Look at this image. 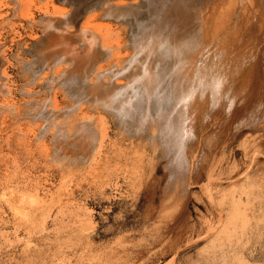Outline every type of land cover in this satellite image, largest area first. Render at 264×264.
<instances>
[{
  "label": "rangeland",
  "instance_id": "374dc122",
  "mask_svg": "<svg viewBox=\"0 0 264 264\" xmlns=\"http://www.w3.org/2000/svg\"><path fill=\"white\" fill-rule=\"evenodd\" d=\"M16 2L19 4H17L19 10L33 13L35 23L28 22L25 16L13 15L9 8L15 7ZM25 2L28 4L26 5ZM43 2L45 3L46 0H4L5 5L2 4L0 8L1 13H6V20L8 17L10 18L8 21L1 22L3 17L0 16L2 26L0 27V264H26L28 257L32 260V264H264V61L260 58L263 55L264 41L260 42L262 38H259L261 37L260 31H258L259 26L257 20H254L257 19V17L255 18L257 9H255V5L253 6V1L231 0L229 3V0H153L155 3L153 4L151 1L149 5L148 0H69L66 2L54 0L49 4L50 10L53 9L52 6H62L71 22L65 25L62 23L60 15L53 16L56 28L48 32H42L44 24H41V18L44 14L39 7L44 4ZM109 2L110 6H114L112 9L116 10L114 12L111 10L112 15L105 14ZM102 4L105 7H100ZM26 6L27 9L29 8L28 10H25ZM158 7L160 12L156 11L159 9ZM93 8V22L97 23L105 33L107 39L105 46H112L113 56L106 59L105 51H102L103 46L99 44L98 49L92 54L87 55L79 52L74 55L72 60H68L67 68L52 61L55 59L53 52L47 56L50 60L45 61L43 49L46 47V51H51V49L54 51V47L58 49L59 42L60 44L61 42L70 43L72 48L79 45L80 48H83L82 41H79L81 38L76 35L78 33L76 31L80 29L81 24ZM155 12L160 13H157L160 18ZM155 18H159L160 21ZM246 19L247 21L250 19L249 23ZM220 21L222 22L220 23ZM201 22L207 26L202 28L205 29L202 30L203 33L210 31L207 34L213 38L204 34L205 40L210 41V48L206 49L207 52L205 50L203 55L205 59L207 58L206 62L198 61L201 64L200 67L203 66L202 72L199 70L198 75L192 73L195 80L193 83L199 85L198 77L202 78L209 67L210 70L206 72L208 76H206V87L203 88L204 94H202L201 86L200 92H197L199 95H203L201 97L203 103L199 106L203 110L196 112L195 116L188 112L190 115L188 114L189 116L185 120L184 127L186 125L187 131L193 129L191 132L188 131L190 138L184 136L187 141L183 138L185 140L183 147L185 148L180 151L174 149L170 152L167 149L166 152L169 153H163L161 144L158 145L152 138H148L150 132H148L149 135L146 133L144 136L141 131L137 133L138 135L136 133L130 135L125 131L128 129L126 124H119L110 113L104 111V114L103 111L99 110V112L98 108L90 105L95 98L92 95L94 92L87 91L82 77L93 71L95 67L101 66V71H104L115 68L117 64L118 66L119 64L124 65V57H129L134 53L133 41H139L144 36L143 31L147 38V35L151 36L159 32L158 29L168 30L164 26L169 24L170 28H173L174 25L175 30L183 29L181 31L183 37L186 35L185 37L189 38L196 31L198 34L202 33ZM152 24L154 26L157 24L156 29ZM144 27L151 31L149 32ZM215 29H218L219 35ZM232 31L234 33L236 31V33L234 34ZM188 32L189 34H187ZM216 34L218 36L214 37L213 35L216 36ZM136 35H139L140 38L137 39ZM168 35H161V41L156 46L157 51L160 49L159 52H166V48L169 46L166 42ZM232 36L238 37L235 38L236 42H240L236 43L237 46ZM223 41L227 44L225 45ZM51 46L53 48H50ZM63 47L65 46L63 45ZM253 47L257 50L254 51ZM157 51L154 53L157 54ZM206 53L210 55L207 56ZM147 54L148 52L142 51L137 53L136 57L141 61L147 59L148 65L152 64L150 66H155L160 62V58L152 53ZM51 58L53 59L51 60ZM49 63L52 65L49 66ZM206 63L210 64L205 66ZM133 65L136 69L139 66L135 61L132 62L131 66ZM57 66H62V70L56 72ZM80 67H84V70ZM58 73L59 75L61 73V76ZM127 78H119L118 82L125 83L128 81ZM54 90L56 91L54 92ZM54 95L55 97H53ZM85 96L86 98H84ZM81 97L83 98L80 100ZM47 98L48 100H46ZM4 101L12 107L11 111L1 108ZM74 101H77L75 108ZM240 103L241 108L237 109ZM179 105L180 102L177 104L176 110ZM68 107L69 109H67ZM13 110L14 113H12ZM68 115L71 117L69 118ZM189 117L193 119L189 120ZM80 123L83 125L87 123L89 128H82ZM101 125L106 130L105 135L100 132ZM121 125L126 127L120 129ZM55 130H59L57 132L59 136L62 135L61 138L58 137L59 140ZM83 131H93V136H95L93 145L104 136L103 146L99 151L101 155L97 158L96 163L89 164L88 160L95 145L93 146L91 143L87 150L86 147L85 149L82 147L86 134ZM76 132L79 135L74 134ZM38 137L41 138V141ZM77 138L83 139V142ZM79 141L82 142V145ZM258 144L259 152L254 156L256 158L254 160L252 149L254 145ZM43 145L44 147H42ZM53 146L58 150L53 149ZM66 146L67 148H65ZM79 146L83 151H87L85 155L88 156L89 153V156H86L88 163L86 165L85 162L83 164L67 163L66 161L72 156L76 157L75 153L78 156L81 155ZM246 147L250 150L249 157L245 156ZM187 149H190L191 153L186 155V160L181 163ZM70 150L75 151L70 154ZM117 152L118 154H116ZM68 155L69 157H66ZM165 155L168 156L164 158ZM176 157H178V162L175 161ZM66 163L69 164L71 173L64 171ZM78 165H80V170L77 168ZM206 165H208L207 169ZM182 166L184 167L182 168ZM111 168L113 169L111 170ZM112 171L114 172L112 173ZM11 184L12 186H10ZM9 188L27 191L26 193L35 195L36 199L40 198L44 210L49 212L45 224L37 219L36 222H32L33 224L27 221L20 226L8 208L7 202L3 200V197L8 196ZM51 226L55 228L51 229ZM34 242L35 244H32Z\"/></svg>",
  "mask_w": 264,
  "mask_h": 264
},
{
  "label": "bare ground",
  "instance_id": "6f19581e",
  "mask_svg": "<svg viewBox=\"0 0 264 264\" xmlns=\"http://www.w3.org/2000/svg\"><path fill=\"white\" fill-rule=\"evenodd\" d=\"M22 1V0H21ZM27 1V0H26ZM33 1V0H32ZM51 1L53 2L54 0H46V2L44 3V4H41L40 5V11H42L43 12V17L41 18V20H42V22H41V24L43 23L44 24V29H43V31L42 32H48L49 30H53L54 28H56V24L54 23V20L52 19V17L53 16H58V15H60V18H62V23H64L65 25L66 24H69L71 21H70V18L68 17V15H66L65 14V9L64 8H62V6L60 7H54V6H52L53 7V9H51L50 10V7H49V4L51 3ZM63 1H69V0H63ZM108 1V0H107ZM152 1V2H151ZM156 1V0H155ZM158 1V0H157ZM168 1V0H167ZM230 1L231 0H229V3H230ZM253 1V6L254 7H256L255 9H257V16H255V18L257 17V19H254V20H257L256 22H257V24H258V31H260V33H259V35L261 36V37H259V38H262V40L260 41V42H262V41H264V0H252ZM64 2V3H65ZM146 2V1H145ZM149 2H151V3H153V0H148V4H149ZM187 2V1H186ZM189 2V1H188ZM240 2H242V1H240ZM24 2H22V4H23ZM26 3V2H25ZM63 3V4H64ZM155 3V2H154ZM153 3V4H154ZM171 3V2H170ZM237 3V2H236ZM245 3V2H244ZM2 4H4L5 5V3H4V0H0V8L2 7ZM17 4H18V2H16L15 3V7H10L9 9H11V11H12V13H13V15H17V16H25V18L27 19V21L28 22H30V23H33L34 22V20H35V17H34V15H33V13L32 12H30V13H25V11L24 10H19V6H17ZM28 4V2L26 3V5ZM31 4V3H30ZM115 4H119V3H115ZM114 4V5H115ZM133 4V3H132ZM153 4H151V6L153 5ZM157 4H159V2H157ZM157 4H155V5H157ZM201 4V3H200ZM250 4V3H249ZM10 5V4H9ZM8 5V6H9ZM19 5V4H18ZM24 5V4H23ZM70 5V4H69ZM111 5V3L109 2V6L107 7V10H106V12L107 13H105V14H108V15H112L111 13L112 12H114V11H116L115 9H112V7H114V6H110ZM127 5V4H126ZM138 5V4H137ZM150 5V4H149ZM215 5V4H214ZM230 5V4H229ZM229 5H228V9H229ZM243 5V4H242ZM241 5V6H242ZM245 5V4H244ZM243 5V6H244ZM247 5V4H246ZM35 6V5H34ZM57 6V5H56ZM123 6V5H122ZM134 6H136V5H134ZM158 6V5H157ZM156 6V7H157ZM164 6H167V5H164ZM199 6V5H198ZM233 6V5H232ZM3 7H5V6H3ZM25 7V6H24ZM100 7H105V5H101ZM99 7V8H100ZM126 7V6H125ZM133 7V6H132ZM149 7V6H148ZM147 7V8H148ZM153 7H154V5H153ZM181 7V6H180ZM225 7V6H224ZM238 7V6H237ZM246 7V6H245ZM124 8V7H123ZM143 8H145V7H143ZM149 8H151V7H149ZM159 8V7H158ZM163 8H165V7H163ZM29 9V8H28ZM27 9V6H26V9L25 10H28ZM31 9V8H30ZM122 9V8H121ZM121 9H120V11H121ZM214 9V8H213ZM242 9H244V8H242ZM246 9V8H245ZM105 10V9H104ZM103 10V11H104ZM111 10H113L112 12H111ZM125 10V9H124ZM124 10H123V12H124ZM138 10V9H137ZM143 10V9H142ZM148 10V9H147ZM151 10V9H150ZM219 10V9H218ZM4 11V10H3ZM126 11V10H125ZM152 11H154V9H152ZM156 11H159L160 12V8L159 9H157ZM165 10L163 9V12H164ZM172 11V10H171ZM231 11V10H230ZM229 11V12H230ZM29 12V11H28ZM92 12H94V8L92 9V11H91V13L86 17V19L84 20V22L81 24V26H80V31L78 30V31H76V35L78 36H80L79 38H81V39H79V41H82V43H83V48H80L81 46L79 45V43H78V47H73L72 48V46H70L68 43H66V42H61V44H60V42H59V47H58V49H55V47H54V51H52V49H51V51H46L45 49H46V47L43 49L44 51L42 52L43 53V56H44V58L46 59L45 61H47V56H49L48 54H51L52 52H53V57L55 58L54 60H52L53 58H51V60L55 63V64H62V66H67L66 64H68V60H72L75 56L74 55H76L77 53H79V52H83V53H85V54H87V55H89V54H92V53H94L95 52V50H97L98 49V47H99V44L100 45H102L103 46V52H104V56H106V59H108L109 57H111V56H113V54H114V52H113V48H112V46H105L106 45V36H105V33L102 31V28L100 27V26H98V24L97 23H94L93 22V19H94V17L92 16ZM118 12V11H117ZM123 12H121L122 14H123ZM127 13H128V11H126ZM131 12V11H130ZM147 12V11H146ZM159 12H155L156 13V15L159 17L160 15H158L157 13H159ZM163 12H161V13H163ZM179 12V11H178ZM196 12V11H195ZM245 12V11H244ZM4 13V12H3ZM1 13L0 12V16H2L3 18L1 19V22H4L5 20H6V18H5V16H6V13ZM175 13V12H174ZM184 13V12H183ZM247 13V12H246ZM57 14V15H56ZM119 14V13H118ZM125 14V13H124ZM133 14V13H132ZM139 14V13H138ZM141 14V13H140ZM152 14H154V13H152ZM160 14V13H159ZM181 14V13H180ZM207 14V13H206ZM224 14V13H223ZM254 14V13H253ZM252 14V15H253ZM255 14V15H256ZM11 15V14H10ZM107 15V16H108ZM119 15H121V14H119ZM126 15V14H125ZM131 15V14H130ZM134 15V14H133ZM156 15H153V16H156ZM164 15V14H163ZM172 15H173V13H172ZM175 15H177V14H175ZM235 15V14H234ZM248 15V14H247ZM9 16V15H8ZM101 16V15H100ZM117 16V15H116ZM150 16V15H149ZM156 16V17H157ZM211 16V15H210ZM225 16V15H224ZM228 16V15H227ZM230 16V15H229ZM10 17H12V16H10ZM99 17V16H98ZM136 17V16H135ZM217 17V16H216ZM233 17V16H232ZM9 18V17H8ZM8 18H7V20L6 21H8ZM15 18V17H14ZM20 18H22V17H20ZM19 18V19H20ZM109 18V17H108ZM115 18V17H114ZM113 18V19H114ZM131 18V17H130ZM160 18V17H159ZM159 18H155V20H157V19H159ZM163 18H164V16H163ZM228 18V17H227ZM230 18V17H229ZM245 18H246V16H245ZM10 19V18H9ZM135 19V18H134ZM173 19V18H172ZM171 19V20H172ZM248 19V18H247ZM247 19H246V21H247ZM22 20V19H21ZM25 20V19H24ZM82 20H83V18H82ZM117 20V19H116ZM242 20V19H241ZM250 20V19H249ZM249 20L247 21L248 23H249ZM253 20V19H252ZM146 21V20H145ZM159 21H160V19H159ZM170 21V20H169ZM173 21H175V20H173ZM0 22V23H1ZM14 22H15V20H14ZM25 22V21H24ZM129 22V21H128ZM135 22V21H134ZM140 22H142V21H140ZM150 22H152V21H150ZM154 22V21H153ZM162 22V21H161ZM203 22V21H202ZM201 22V31L203 30H205V29H202V28H205V27H207L206 25H205V23H202ZM222 21H220V23H221ZM224 22V21H223ZM232 22V21H231ZM234 22V21H233ZM232 22V23H233ZM237 22V21H236ZM241 22V21H240ZM35 23V22H34ZM126 23V22H125ZM137 23H138V21H137ZM156 23H158V21H156ZM200 23V22H199ZM216 23V22H215ZM225 23H226V20H225ZM228 23V22H227ZM247 23V24H248ZM42 24V25H43ZM123 24V23H122ZM155 24V23H154ZM154 24H152L153 26H154ZM175 24V23H174ZM209 24V23H208ZM223 24V23H222ZM243 24V23H242ZM246 24V25H247ZM58 25V24H57ZM127 25V24H126ZM129 25V24H128ZM157 25V24H156ZM156 25L154 26V28L156 27ZM161 25V24H160ZM167 25V24H166ZM169 25V24H168ZM164 26V28L165 29H168V30H164V29H158L159 30V32H157V33H154V34H150L151 36H148L147 35V38L145 37V33H144V31L143 30H140V31H143V34H144V36H142V38L141 39H139L140 38V36L138 35H136L137 37V39H139V41H137L136 42V40L135 41H133V47H135V51H134V53H132L129 57H124V61H125V64L124 65H120L119 64V66H118V64H117V66H115V68L113 67V68H110V69H107V70H104V71H101V66H99V67H95L94 69H93V71H91V72H89V74H86L84 77H82V79L84 78V82H85V84H86V86H85V88L87 89V91L88 92H90L91 90H92V92H94V94H92V95H94V97L95 98H93L94 100V102L92 101V103L90 104L91 106H93L94 108H98V111L100 110L101 112L103 111V113H104V111H106V112H108V113H110L115 119H117V122L119 123V124H126V126H120L121 128L120 129H123V127H126V128H128V129H126L125 131L127 132V133H129L130 135H132L133 133L135 134L136 133V135H138L137 133L139 132V131H141L142 132V135L144 136V135H146V133H148V132H150V135H149V133H148V138L150 137V138H152L153 139V141H156L157 142V144L159 145V144H161V147H162V149L164 150V151H161V152H165L166 154H167V152L169 151H174V149H177V151L179 150H181V149H183V148H185V147H183L184 146V141L186 140V137H188L189 136V138H190V135L188 134V131H187V128H186V125H185V127H184V124H185V120L188 118V116L190 115V113H192V115L193 116H195V114H196V112H198V111H202L203 109H202V107L200 108L199 106H201L202 105V96L201 95H199V93H197L198 91H199V88H200V86H201V90L203 91L204 89L203 88H205L206 87V84L207 83H205L206 82V76H208V73H206V72H208L209 70H210V67H209V70H207L206 71V69H204V71H206L205 73H204V76H202V78L201 77H198V79L200 80V84L199 85H197L196 83H193V80H194V78H193V72L196 74V75H198V73H199V70L202 72V67H200V65L201 64H199L198 63V61L200 60V62L201 61H205L206 59H205V57L203 56L204 55V53H205V50L206 49H209L210 47H209V40H208V42H207V40H205V37H204V34L206 33V31H205V33H203V31H202V33H200V34H198V32L196 31V32H194L193 33V35L192 36H190L189 38H187V37H183V32H181L179 29H177V27H176V29L178 30H175V28H174V25H173V28H174V30H173V28L171 27L170 28V25L169 26ZM219 25V24H218ZM227 25V24H226ZM225 25V26H226ZM236 25V24H235ZM41 26V25H40ZM122 26V25H121ZM138 26V25H137ZM159 26V25H158ZM158 26H157V28H158ZM178 26V25H177ZM209 26V25H208ZM213 26V25H212ZM215 26V25H214ZM230 25H228V27H229ZM239 26V25H238ZM251 26V25H250ZM257 26V25H256ZM0 27H2L1 26V24H0ZM12 27H14L13 25H12ZM147 27H148V25H147ZM150 27V26H149ZM152 27V26H151ZM160 27V26H159ZM195 27V26H194ZM223 27V26H222ZM17 28V27H16ZM129 28V27H128ZM131 28V27H130ZM144 28H146V27H144ZM144 28H142V29H144ZM182 28V27H181ZM189 28V27H188ZM229 28H231V27H229ZM228 28V29H229ZM237 28V27H236ZM260 28V29H259ZM15 29V28H14ZM60 30V28H57V30ZM146 29H148V28H146ZM146 29H144V30H146ZM151 29H153V28H151ZM156 29V28H155ZM219 29V28H218ZM217 29V30H218ZM224 29V28H223ZM233 29V28H232ZM238 29V28H237ZM236 29V30H237ZM56 30V29H55ZM56 30V31H57ZM62 31L64 30V29H61ZM149 30V29H148ZM147 30V31H148ZM188 30V29H187ZM207 30V29H206ZM209 30V29H208ZM216 30V29H215ZM217 30L215 31L216 33H217ZM234 30V29H233ZM239 30V29H238ZM246 30V29H245ZM31 31V30H30ZM62 31H60V32H62ZM65 31H67V30H65ZM64 31V32H65ZM151 30H149V32H150ZM155 31V30H154ZM185 31V30H184ZM200 31V32H201ZM225 31V30H224ZM223 31V32H224ZM252 31V30H251ZM17 32V31H16ZM209 32L210 31H208L207 33L209 34ZM226 32V31H225ZM233 32V31H232ZM247 32V31H246ZM175 33V34H174ZM185 33V32H184ZM206 33V34H207ZM221 33H222V29H221ZM234 33V32H233ZM235 33H236V31H235ZM234 33V34H235ZM240 33V32H239ZM238 33V34H239ZM245 33V32H244ZM252 33V32H251ZM254 33V32H253ZM71 34V33H70ZM140 34H142V33H140ZM142 34V35H143ZM146 34H147V32H146ZM164 34H169L167 37H166V42H167V44L169 45V46H167V50H166V52H163L162 51V53L161 52H159V50L160 49H158V51L156 50V46L159 44V41H161L160 39H161V35H164ZM187 34H189V32L187 33ZM191 34V33H190ZM205 34V35H206ZM208 34H207V36H208ZM213 34H215V33H213ZM218 34V33H217ZM216 34V36L215 35H213L214 37H217L218 35ZM255 34V33H254ZM258 34V33H257ZM75 35V34H74ZM212 35V34H211ZM223 35V34H222ZM246 35V34H245ZM61 36H62V34H61ZM226 36V35H225ZM230 36V35H229ZM237 36H239V35H237ZM241 36V35H240ZM253 36H255V35H253ZM139 37V38H138ZM208 37H210V36H208ZM212 37V36H211ZM210 37V38H211ZM220 37V36H219ZM233 38H234V36H232ZM242 37V36H241ZM245 37V36H244ZM246 37H248V36H246ZM257 37V36H256ZM63 38V37H62ZM209 38V39H210ZM213 38V37H212ZM211 38V39H212ZM236 39L238 38V37H235ZM235 38H234V40H235ZM249 38V37H248ZM254 38V37H253ZM258 38V37H257ZM258 38V39H259ZM135 39V38H134ZM208 39V38H207ZM219 39V38H218ZM217 39V40H218ZM227 39V38H226ZM239 39H241V38H239ZM238 39V40H239ZM247 39V38H246ZM250 39V38H249ZM21 40V39H20ZM56 40H58V39H56ZM59 40H62V39H59ZM224 40V39H223ZM244 40V39H243ZM242 40V41H243ZM64 41V40H63ZM78 41V42H79ZM162 41H163V39H162ZM165 41V40H164ZM211 41H214V40H211ZM227 41H229V40H227ZM254 41H255V39H254ZM54 42V41H53ZM232 42V41H231ZM235 42V45H236V43H238L239 41H237L236 42V40L234 41ZM244 42V41H243ZM247 42H250V41H247ZM259 42V43H260ZM20 43V42H19ZM56 43H57V41H56ZM75 43H77V42H75ZM213 43V42H212ZM211 43V44H212ZM223 43H225V45L227 44V42H224L223 41ZM222 43V44H223ZM240 43V42H239ZM55 44V43H54ZM65 46V47H63L62 48V46L63 45ZM246 44V43H245ZM4 45V44H3ZM61 45V46H60ZM77 45V44H76ZM162 45V44H161ZM224 45V44H223ZM233 45V44H232ZM258 45V44H257ZM256 45V46H257ZM263 45V44H262ZM262 45H260V46H262ZM1 46V45H0ZM55 46H57V45H55ZM222 46V45H221ZM237 46V45H236ZM239 46V45H238ZM250 46V45H249ZM255 46V47H256ZM105 47V48H104ZM211 47H212V45H211ZM255 47H253V49L255 48ZM259 47V46H258ZM264 47V46H263ZM50 48H53L52 46L50 47ZM57 48V47H56ZM101 48V47H100ZM99 48V49H100ZM226 48V47H225ZM259 48H261V47H259ZM2 49V48H1ZM48 49H49V47H48ZM236 49V48H235ZM237 49H238V47H237ZM252 49V50H253ZM157 51V54H155L156 53V51ZM224 50V49H223ZM226 50V49H225ZM224 50V51H225ZM229 50H231V49H229ZM257 50V49H256ZM255 49H254V51H256ZM259 50H261V49H259ZM263 50V55H262V57H260V58H262V60L264 61V48L262 49ZM142 51H146V52H148V54H153L154 56H156L157 58H160V62H158V64L156 63L155 64V66H150V65H152V64H150V65H148V63H147V59L146 60H144V61H141V59H139V58H137L136 57V54L137 53H139V52H142ZM214 51H216L215 49H214ZM37 52V51H36ZM51 52V53H50ZM155 52V53H154ZM206 52H207V50H206ZM231 52V51H230ZM234 52V51H233ZM240 52V50L238 51V53ZM251 52V51H250ZM259 52V51H258ZM41 53V52H40ZM223 53V52H222ZM256 53V52H255ZM260 53V52H259ZM147 54V55H148ZM207 54V53H206ZM209 54V53H208ZM208 54H207V56H208ZM247 54V53H246ZM140 55V54H139ZM145 55V54H144ZM210 55V54H209ZM212 55V54H211ZM240 55V54H239ZM252 55H253V53H252ZM256 55H257V53H256ZM255 55V56H256ZM259 55V54H258ZM40 56H41V54H40ZM218 56H219V54H218ZM234 56V55H233ZM98 57V56H97ZM202 57H204V58H202ZM230 57V56H229ZM243 57H244V54H243ZM246 57V56H245ZM43 58V59H44ZM218 58V57H217ZM42 59V58H41ZM95 59V58H94ZM121 59V58H120ZM210 59V58H209ZM214 59H216V58H214ZM255 59V58H254ZM50 59H48V61H49ZM143 60V59H142ZM226 60V59H225ZM260 60V59H259ZM43 61V60H42ZM41 61V62H42ZM47 61V62H48ZM137 62V64L139 65V66H137V69L135 68V63H133L134 65L133 66H131V64H132V62ZM149 61V60H148ZM157 61H158V59H157ZM214 61V60H213ZM216 61H218L217 59H216ZM220 61V60H219ZM257 61V60H256ZM118 62V61H117ZM122 62V61H121ZM206 62V61H205ZM208 62V61H207ZM223 62V61H222ZM227 62V61H226ZM54 63H53V65H54ZM151 63V62H150ZM198 63V64H197ZM201 63H204V62H201ZM259 63V62H258ZM44 64V63H43ZM50 64L51 63H49V66H50ZM70 64V63H69ZM85 64V63H84ZM210 64V63H206L205 64V66H208V65ZM211 64H212V61H211ZM214 64H215V62H214ZM213 64V65H214ZM242 64V63H241ZM46 65H48L47 63H46ZM52 65V64H51ZM71 65V64H70ZM82 65V64H81ZM141 65V66H140ZM154 65V64H153ZM199 65V66H198ZM48 66V67H49ZM62 66L61 67H59V66H57L58 68L55 70L56 72H59V71H61L62 70ZM40 67V66H39ZM238 67V66H237ZM252 67V66H251ZM42 68V67H41ZM53 68V67H52ZM56 68V67H55ZM64 68V67H63ZM67 68V67H66ZM69 68V67H68ZM81 68V67H80ZM93 68V67H92ZM91 68V69H92ZM234 68V67H233ZM23 69V68H22ZM39 69V68H38ZM48 69V68H47ZM50 69V68H49ZM82 70H84V67L83 68H81ZM223 69V68H222ZM221 69V70H222ZM21 70V69H20ZM255 70V69H254ZM51 71H52V69H51ZM39 72V71H38ZM84 72V71H83ZM82 72V73H83ZM200 72V73H201ZM52 73V72H51ZM50 73V74H51ZM76 73V72H75ZM74 73V74H75ZM213 73V72H212ZM223 73V72H222ZM40 74V73H39ZM71 74V73H70ZM85 74V73H84ZM195 74H194V77H195ZM58 75H59V73H58ZM57 75V76H58ZM200 75H202V74H200ZM213 75V74H212ZM229 75V74H228ZM33 76V75H32ZM36 76V75H35ZM41 76V75H40ZM59 76H61V73H60V75ZM59 76L57 77V78H59ZM75 76V75H74ZM90 76H92V77H90ZM214 76V75H213ZM233 76H234V74H233ZM252 76V75H251ZM81 77V76H80ZM79 77V78H80ZM122 77H128L127 79H128V81L127 82H125V83H119L118 82V79L119 78H122ZM212 77V76H211ZM248 77H249V75H248ZM247 77V78H248ZM260 77V76H259ZM42 78V77H41ZM217 78H218V76H217ZM225 78V77H224ZM54 79V78H53ZM232 80V79H231ZM248 80V79H247ZM250 80V79H249ZM260 80V79H259ZM55 81V80H54ZM64 81V80H63ZM70 81V80H69ZM195 81V80H194ZM244 81V80H243ZM253 81V80H252ZM199 82V81H198ZM236 82V81H235ZM246 82V81H245ZM244 82V83H245ZM49 83V82H48ZM72 83V82H71ZM83 83V82H82ZM213 83V82H212ZM216 83V82H215ZM80 84H81V82H80ZM192 84H194V85H192ZM232 84V83H231ZM65 85V84H64ZM63 85V86H64ZM69 85V84H68ZM71 85V84H70ZM69 85V86H70ZM74 85V84H73ZM209 85V84H208ZM51 86V85H50ZM84 86V85H83ZM213 86V85H212ZM247 86V85H246ZM7 87V86H6ZM72 87V86H71ZM209 87V86H208ZM221 87V86H220ZM226 87V86H225ZM258 87V86H257ZM262 87V86H261ZM2 88V87H1ZM66 88V87H65ZM69 88V87H68ZM11 89V88H10ZM9 89V90H10ZM70 89H72V88H70ZM90 89V90H89ZM213 89V88H212ZM219 89V88H218ZM246 89V88H245ZM261 89V88H260ZM29 90V89H28ZM57 90V89H56ZM56 90H54V92L56 91ZM73 90V89H72ZM80 90V89H79ZM215 90H217V89H215ZM69 91V90H68ZM83 91V90H82ZM1 92V91H0ZM200 92V91H199ZM204 92L205 91H203V93L202 94H204ZM239 92V91H238ZM240 92H241V89H240ZM254 92V91H253ZM8 93V92H7ZM67 93V92H66ZM77 93V92H76ZM261 93V92H260ZM9 94V93H8ZM97 94V95H96ZM263 94H264V92H263ZM68 95H70V94H68ZM77 95V94H76ZM100 95H102V97H99ZM254 95V94H253ZM257 95V94H256ZM78 96V95H77ZM80 96V95H79ZM10 97V96H9ZM8 97V98H9ZM53 97H55V95L53 96ZM79 98V97H78ZM83 97H81L80 98V100L82 99ZM84 98H86V96L84 97ZM225 98V97H224ZM42 99V98H41ZM50 99H51V97H50ZM42 100H44V99H42ZM46 100H48V98L46 99ZM77 101H78V99H76ZM83 100H85V99H83ZM209 100V99H208ZM241 100V99H240ZM252 100V99H251ZM32 101V100H31ZM50 101V100H49ZM76 101V102H77ZM5 102V101H4ZM24 102V101H23ZM47 102V101H46ZM54 102V101H53ZM55 102H56V100H55ZM75 101H74V108H75V106L77 105V104H75L76 103ZM80 102V101H79ZM179 102H180V105L178 106V110H176V107H177V104H179ZM207 102V101H206ZM26 103V102H25ZM31 103V102H30ZM49 103V102H48ZM47 103V104H48ZM182 103V104H181ZM12 104V103H11ZM29 104V103H28ZM35 104V103H34ZM79 104V103H78ZM89 104V103H88ZM46 105V104H45ZM204 105V104H203ZM27 106V105H26ZM40 106H42V105H40ZM51 106V105H50ZM49 106V107H50ZM80 106V105H79ZM48 107V106H47ZM52 107H53V105H52ZM88 107H90L89 105H88ZM87 107V108H88ZM200 109H199V108ZM226 107V106H225ZM237 107V106H236ZM239 107L241 108V103H240V105L238 106V108L237 109H239ZM1 108L3 109V110H7V111H11L12 110V107L8 104V103H4L2 106H1ZM42 108V107H41ZM71 108H72V105H71ZM209 108H211V107H209ZM61 109H63V108H61ZM67 109H69V107L67 108ZM66 109V110H67ZM80 109H82L81 107H80ZM88 109H90V108H88ZM222 109V108H221ZM226 109V108H225ZM236 109V110H237ZM16 110V109H15ZM25 110V109H24ZM174 110H176V112L174 113ZM212 110V109H211ZM216 110V109H215ZM44 111V110H43ZM42 111V112H43ZM48 111V110H47ZM59 111V110H58ZM72 111V110H71ZM99 111V112H100ZM227 111V110H226ZM241 111V110H240ZM24 112V111H23ZM32 112V111H31ZM50 112V111H49ZM55 113H56V111H54ZM53 112V113H54ZM63 112H64V110H63ZM73 112V111H72ZM91 112H92V110H91ZM95 112V111H94ZM188 112H190V113H188ZM218 112V111H217ZM12 113H14V110H13V112ZM66 113V112H65ZM75 113V112H74ZM73 113V114H74ZM78 113V112H77ZM90 113V112H89ZM31 114V113H30ZM50 115H51V113H49ZM69 114V113H68ZM72 114V115H73ZM105 114V113H104ZM189 114V115H188ZM45 115V114H44ZM54 115V114H53ZM59 115V114H58ZM101 115V114H100ZM201 115V114H200ZM24 116V115H23ZM57 116V115H56ZM62 116V115H61ZM69 116V115H68ZM92 116H93V114H92ZM192 116V117H193ZM204 116V115H203ZM212 116V115H211ZM18 117V116H17ZM35 117V116H34ZM45 117V116H44ZM71 116H69V118H70ZM97 117V116H96ZM101 117V116H100ZM112 117V118H113ZM206 117V116H205ZM50 118H52L51 116H50ZM58 118V117H57ZM61 118H63V117H61ZM79 118H80V116H79ZM194 118V117H193ZM193 118H191V117H189V120H191V119H193ZM20 119V118H19ZM92 119V118H91ZM96 119V118H95ZM198 119V118H197ZM203 119V118H202ZM223 119V118H222ZM28 120V119H27ZM48 120H50V119H48ZM58 120H60V119H58ZM76 120V119H75ZM204 120V119H203ZM254 120V119H253ZM31 121V120H30ZM56 121V120H55ZM64 121V120H63ZM89 121V120H88ZM93 121V120H92ZM114 121V120H113ZM195 121V120H194ZM200 121V120H199ZM255 121V120H254ZM50 122V121H49ZM59 122V121H58ZM65 122V121H64ZM70 122V121H69ZM72 122V121H71ZM80 122V121H79ZM94 122V121H93ZM100 122V121H99ZM108 122V121H107ZM115 122V121H114ZM15 123V122H14ZM46 123H48V122H46ZM62 124H63V122H62ZM80 124H82V123H80ZM95 124V123H94ZM108 124V123H107ZM115 124H116V122H115ZM258 124V123H257ZM33 125H34V123H33ZM45 125H47V124H45ZM53 125V124H52ZM57 125H59L58 123H57ZM187 125H189V124H187ZM195 125V124H194ZM206 125V124H205ZM205 125H204V127H205ZM221 125V124H220ZM78 126H80L79 124H78ZM84 126V127H83ZM102 126V129L100 130V132H101V134L102 135H105V133H106V130L103 128V125H101ZM117 126V125H116ZM216 126V125H215ZM44 127V126H43ZM49 127V126H48ZM52 127V126H51ZM54 127H56V126H54ZM64 127V126H63ZM77 127V126H76ZM190 127V126H189ZM214 127V126H213ZM57 128V127H56ZM58 128H59V126H58ZM73 128V127H72ZM82 128H89L88 127V124L87 123H84V125L82 124ZM115 128V127H114ZM119 128V127H118ZM215 128V127H214ZM13 129V128H12ZM45 129V128H44ZM48 129V128H47ZM51 129V128H50ZM70 129H71V127H70ZM91 129V128H90ZM222 129V128H221ZM63 130V129H62ZM69 130V129H68ZM72 130V129H71ZM79 130V129H78ZM118 130V129H117ZM193 129L191 128V130L189 131V132H191ZM42 131H43V128H42ZM56 131V132H55ZM54 132L56 133V135H58L59 133H57L58 131L57 130H55ZM75 131V130H74ZM85 131V130H84ZM83 131V133L85 134V136H84V142H83V139H81V138H77L78 140H82V142H83V145H82V142H80L81 143V145H82V147H83V149H85V147H86V150H87V148H88V146L89 145H91V143L93 142V139H95L94 137L95 136H93V131H94V129H93V131H89V132H84ZM123 132H125L124 130H122ZM208 131V130H207ZM215 132V131H214ZM24 133V132H23ZM22 133V134H23ZM53 133V132H52ZM82 133V132H81ZM25 134V133H24ZM61 134V133H60ZM65 135H66V133H64ZM64 134H63V137H64ZM74 134H78V132H76V133H74ZM133 134V135H134ZM41 135V134H40ZM68 135H69V133H68ZM72 135V134H71ZM79 135V134H78ZM117 135V134H116ZM135 135V136H136ZM191 135H193L192 133H191ZM38 136V135H37ZM54 136H55V134H54ZM97 136V135H96ZM134 136V139L136 138ZM184 136H186V137H184ZM42 137V136H41ZM58 137H62V135L61 136H57V139L59 140V138ZM71 137V136H70ZM70 137H69V140H70ZM82 137V136H81ZM117 137V136H116ZM126 137V136H125ZM129 137V136H128ZM132 137V136H131ZM213 137H214V135H213ZM35 138V137H34ZM39 138V137H38ZM51 138V137H50ZM52 138H53V136H52ZM55 138V137H54ZM83 138V137H82ZM183 138L185 139V140H183ZM207 138V137H206ZM246 138V137H245ZM36 139H37V137H36ZM41 138H39V140H40ZM66 139V138H65ZM67 139H68V136H67ZM66 139V140H67ZM73 139V138H72ZM103 139H104V136H102L96 143H95V141H94V145H93V143H92V145L94 146V148H92L93 150H92V154H91V157H90V159H88L89 160V164L90 163H96L98 160H97V158L101 155V154H99L100 152V148H102V146H103ZM124 139V138H123ZM132 139V138H131ZM133 139V140H134ZM138 139H139V137H138ZM193 139V138H192ZM229 139V138H228ZM65 140V141H66ZM144 140V139H143ZM206 140V139H205ZM41 141V140H40ZM50 141V140H49ZM75 141V140H74ZM130 141V140H129ZM138 141V140H137ZM187 141V140H186ZM196 141V140H195ZM262 141V140H261ZM38 142V141H37ZM54 142V141H53ZM59 142V141H58ZM67 142V141H66ZM78 142V143H79ZM111 142V141H110ZM149 142V141H148ZM160 142V143H159ZM206 142V141H205ZM246 142H248V140H246ZM40 143V142H39ZM65 143V142H64ZM63 143V144H64ZM79 143V144H80ZM127 143V142H126ZM138 143H139V141H138ZM249 143V142H248ZM22 144V143H21ZM42 144V143H41ZM40 144V145H41ZM60 144V143H59ZM62 144V145H63ZM71 144V143H70ZM112 144V143H111ZM123 144H125V143H123ZM135 144V143H134ZM242 144V143H241ZM26 145V144H25ZM65 145V144H64ZM63 145V146H64ZM73 145H74V143H73ZM76 145V144H75ZM196 145V144H195ZM39 146V145H38ZM61 146V145H60ZM112 146V145H111ZM123 146V145H122ZM188 146V145H187ZM249 146V145H248ZM42 147H44V145L42 146ZM59 147V146H58ZM69 147V146H68ZM129 147V146H128ZM138 147V146H137ZM189 147V146H188ZM245 147V146H244ZM65 148H67V146L65 147ZM64 148V151H66V149ZM72 148H73V146H72ZM76 148V147H75ZM79 148H80V146H79ZM113 148H114V146H113ZM145 148V147H144ZM248 147H246V149H245V156L246 157H249L250 156V150H249V148L247 149ZM251 148V147H250ZM25 149V148H24ZM42 149V148H41ZM41 149L39 150L40 152H41ZM46 149V148H45ZM53 149H56V151L58 150L57 148H54V146H53ZM60 149V148H59ZM70 149H71V147H70ZM81 149V148H80ZM83 149H81V157L80 156H78V154H76L75 153V155H76V157H73L72 155V158H70V159H66L67 161V163H74V162H76L77 164H83L84 162H85V165L88 163V162H86L87 161V158H86V156L87 155H85V153H87V151L86 150H84L83 151ZM114 149H116V147L114 148ZM113 149V150H114ZM129 149H131V148H129ZM161 149V150H162ZM168 149V151L166 152V150ZM51 150V149H50ZM68 150V149H67ZM107 150V149H106ZM112 150V151H113ZM124 150V149H123ZM143 150V149H142ZM157 150V149H156ZM253 152L254 153H252V157L254 158V160L256 159L254 156L256 155V154H258V152H259V144L258 145H254L253 146ZM71 151V150H70ZM75 150H73V151H71V152H69L70 154L72 153V152H74ZM78 151V150H77ZM76 151V152H77ZM80 151V150H79ZM83 151V152H82ZM90 151V150H89ZM132 151H133V149H132ZM183 151V150H182ZM50 152H52V151H50ZM116 152V151H115ZM147 152V151H146ZM168 152V153H169ZM46 153V152H45ZM48 153H49V151H48ZM57 153H59V152H57ZM66 153H67V151H66ZM128 153V152H127ZM129 153H130V151H129ZM183 153V152H182ZM186 154H183V157H182V159H181V163L183 162L184 163V161L186 160L185 159V157H186V155H189L190 153H191V151H190V149H187L186 150V152H185ZM50 154V153H49ZM56 154V153H55ZM61 154H63V153H61ZM65 154V153H64ZM116 154H118V152L116 153ZM133 154H134V152H133ZM132 154V155H133ZM145 154V153H144ZM176 154V153H175ZM41 155V154H40ZM43 155V154H42ZM53 155H54V152H53ZM67 155V154H66ZM74 155V156H75ZM107 155V154H106ZM124 155V154H123ZM164 155V154H163ZM182 155V154H181ZM185 155V156H184ZM249 155V156H248ZM39 156V155H38ZM49 156H51V155H49ZM88 156H89V153H88ZM87 156V157H88ZM116 156V155H115ZM121 156V155H120ZM134 156V155H133ZM157 156V155H156ZM161 156H162V154H161ZM166 156H168V155H165V157L164 158H166ZM179 156V155H178ZM5 157V156H4ZM44 157H45V155H44ZM57 157V156H56ZM66 157H69V155L68 156H66ZM158 157V156H157ZM170 157V156H169ZM208 157V156H207ZM61 158V157H60ZM119 158V157H118ZM126 158V157H125ZM124 158V160H126ZM168 158V157H167ZM171 158V157H170ZM200 158V157H199ZM134 159V158H133ZM50 160V159H49ZM52 160V159H51ZM58 160V159H57ZM63 160V159H62ZM107 160V159H106ZM122 160H123V158H122ZM167 160H171V159H167ZM183 160V161H182ZM11 161H13V160H11ZM54 161H55V158H54ZM131 161V160H130ZM165 161V160H164ZM175 161H177L178 162V157H176V159H175ZM58 162V161H57ZM100 162V161H99ZM124 162V161H123ZM129 162V161H128ZM187 162V161H186ZM262 162V161H261ZM66 163V164H67ZM75 163V165H77ZM167 163H168V161H167ZM166 163V164H167ZM174 163V162H173ZM172 163V164H173ZM251 163V162H250ZM7 164V163H6ZM57 164V163H56ZM60 164H61V162H60ZM59 164V165H60ZM64 164V163H63ZM123 164V163H122ZM127 164V163H126ZM187 164V163H186ZM190 164V163H189ZM192 164V163H191ZM58 165V164H57ZM188 165V164H187ZM213 165V164H212ZM61 166V165H60ZM66 166V169L64 170L66 173H71L70 172V169H69V164H67V165H65ZM96 166V165H95ZM109 166V165H108ZM116 166V165H115ZM128 166V165H127ZM171 166V165H170ZM184 166H185V164H184ZM184 166H182V168L184 167ZM203 166V165H202ZM208 165H206V169L208 168L207 167ZM211 166V165H210ZM209 166V167H210ZM80 167V165H78V167L77 168H79ZM132 167V166H131ZM136 167V166H135ZM194 167V166H193ZM249 167V166H248ZM106 168V167H105ZM169 168V167H168ZM167 168V169H168ZM170 168H172V167H170ZM198 168V167H197ZM108 169V168H107ZM113 168H111V170H112ZM214 169H215V167H214ZM16 170V169H15ZM79 170H80V168H79ZM89 170V169H88ZM94 170V169H93ZM104 170V169H103ZM128 170V169H127ZM169 170V169H168ZM167 170V171H168ZM248 170V169H247ZM91 171V170H90ZM96 171V170H95ZM101 171V170H100ZM105 171V170H104ZM103 171V172H104ZM109 171V170H108ZM107 171V172H108ZM121 171V170H120ZM163 171V170H162ZM206 171V170H205ZM213 171V170H212ZM13 172V171H12ZM81 172V171H80ZM85 172H87V171H85ZM114 171H112V173H113ZM183 172H184V170H183ZM17 173V172H16ZM122 173V172H121ZM196 173V172H195ZM206 173H207V171H206ZM211 173V172H210ZM213 173V172H212ZM211 173V174H212ZM261 173V172H260ZM49 174V173H48ZM77 174V173H76ZM108 174V173H107ZM116 174H118V173H116ZM120 174V173H119ZM170 174V173H169ZM185 174V173H184ZM197 174V173H196ZM17 175H19V174H17ZM22 175V174H21ZM20 175V176H21ZM113 175V174H112ZM126 175H127V172H126ZM135 175V174H134ZM183 175V174H182ZM101 176V175H100ZM128 176H129V174H128ZM131 176V175H130ZM175 176V175H174ZM177 176V175H176ZM175 176V177H176ZM197 176H199V175H197ZM96 177V176H95ZM108 177V176H107ZM116 177V176H115ZM122 177V176H121ZM121 177H119V178H121ZM127 177V176H126ZM175 177H173V178H175ZM178 177V176H177ZM184 177V176H183ZM213 177V176H212ZM17 178V177H16ZM110 178L112 179V177L110 176ZM125 178V177H124ZM160 178V177H159ZM158 178V179H159ZM167 178V177H166ZM207 178V177H206ZM208 178H210V177H208ZM114 179V178H113ZM158 179H156V180H158ZM196 179V178H195ZM213 179V178H212ZM91 180V179H90ZM101 180H102V178H101ZM125 180V179H124ZM186 180V179H185ZM210 180V179H209ZM27 181V180H26ZM105 181H106V178H105ZM150 181V180H149ZM172 181V180H171ZM107 182H108V180H107ZM112 182V181H111ZM103 183V182H102ZM109 183V182H108ZM253 184V183H252ZM112 185V184H111ZM148 185V184H147ZM10 186H12V184L10 185ZM15 186V185H14ZM26 186V185H25ZM24 186V187H25ZM170 186V185H169ZM177 186V185H176ZM171 187V186H170ZM6 188H8V187H6ZM115 188V187H114ZM175 188V187H174ZM176 189V188H175ZM181 191V190H180ZM7 192V191H6ZM18 192H20V193H18ZM27 192V191H26ZM26 192H23V191H19V190H17V188H15V190L14 189H12V188H9V193L7 194L8 196L6 197H3L4 199V201H6L7 202V205H8V208L10 209V211H11V213L13 214V216H15V218L18 220L17 222H19V224H20V226L21 225H23V224H25L27 221H30L31 223L33 222V221H35V220H39V221H42V223H44L45 224V222H46V219L49 217V212L48 211H45L44 209V205H43V203H41V201L39 200V199H36V196L35 195H31V194H29V193H26ZM167 192V191H166ZM247 192H249V190H247ZM4 193V192H3ZM178 193V192H177ZM188 193V192H187ZM257 193H260V192H257ZM6 195V194H5ZM37 195V194H36ZM59 195H60V193H59ZM154 196V195H153ZM258 196V195H257ZM58 197V196H57ZM159 198V197H158ZM161 198V197H160ZM167 198V197H166ZM186 198V197H185ZM176 199V198H175ZM260 199V198H259ZM236 200V199H235ZM227 203H228V201H227ZM237 203V202H236ZM240 203V202H239ZM53 205V204H52ZM160 205V204H159ZM260 205V204H259ZM231 206H232V204H231ZM235 206V205H234ZM262 206V205H261ZM7 207V206H6ZM223 207V206H222ZM226 207V206H225ZM227 208V207H226ZM229 208V207H228ZM231 209V208H230ZM229 209V210H230ZM245 209V208H244ZM254 209V208H253ZM261 209V208H260ZM61 210V209H60ZM234 210V209H233ZM258 210V209H257ZM262 210V209H261ZM232 211V210H231ZM218 213V212H217ZM219 214V213H218ZM14 218V219H15ZM61 219V218H60ZM55 220V219H54ZM49 221H51V220H49ZM56 221V220H55ZM62 221V220H61ZM12 222V221H11ZM16 222V223H17ZM36 222V221H35ZM48 222V221H47ZM59 222H60V220H59ZM58 222V223H59ZM33 224V223H32ZM40 224V223H39ZM40 225H42V224H40ZM216 225V224H215ZM29 227V226H28ZM33 227H35V226H33ZM32 227V228H33ZM54 226H51V229L53 228ZM56 227H58V226H56ZM61 227V226H60ZM257 227V226H256ZM261 227V226H260ZM16 228V227H15ZM21 228V227H20ZM44 228V227H43ZM55 228V227H54ZM59 228V227H58ZM259 228V227H258ZM30 229V228H29ZM29 229H26V230H28V232L30 231ZM39 229V228H38ZM85 229V228H84ZM90 229V228H89ZM25 230V229H24ZM25 230V231H26ZM88 230V229H87ZM35 231V230H34ZM27 232V233H28ZM58 232V231H57ZM42 233V232H41ZM72 233V232H71ZM46 234V233H45ZM58 234V233H57ZM63 234V233H62ZM83 235V234H82ZM81 235V236H82ZM86 235V234H85ZM39 237V236H38ZM75 237V236H74ZM46 239V238H45ZM52 239V238H51ZM29 240V239H28ZM68 240V239H67ZM64 241V240H63ZM66 241V240H65ZM28 242V241H27ZM215 242V241H214ZM38 243V242H37ZM161 243V242H160ZM32 244H35V242L34 243H32ZM49 244H50V242H49ZM69 245V244H68ZM12 246V245H11ZM30 246V245H29ZM28 247V246H27ZM26 248V247H25ZM22 249V248H21ZM51 249V248H50ZM23 251V250H22ZM49 251V250H48ZM24 252H25V250H24ZM48 253V252H47ZM161 253V252H160ZM28 254V253H27ZM78 254V253H77ZM44 255V254H43ZM47 255V254H46ZM130 255V254H129ZM49 256V255H48ZM47 256V257H48ZM31 257V256H30ZM29 258V257H28ZM28 258H26L27 259V261H26V264H32V260H30V259H28ZM45 258V257H44ZM68 258V257H67ZM49 259V258H48ZM58 259V258H57ZM24 260H22V261H24ZM61 260H63V259H61ZM40 262V261H39ZM41 263V262H40ZM53 263V262H52ZM56 263V262H55ZM57 264V263H56ZM134 264V263H133Z\"/></svg>",
  "mask_w": 264,
  "mask_h": 264
}]
</instances>
